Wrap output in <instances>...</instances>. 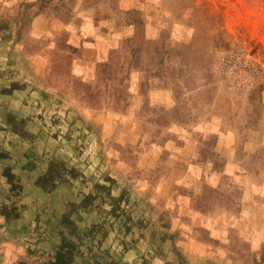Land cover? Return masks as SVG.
<instances>
[{"label": "rangeland", "instance_id": "obj_1", "mask_svg": "<svg viewBox=\"0 0 264 264\" xmlns=\"http://www.w3.org/2000/svg\"><path fill=\"white\" fill-rule=\"evenodd\" d=\"M38 19L48 23L42 28L55 21L63 28L53 38L33 37ZM137 28H142L148 41L162 44L175 72L148 79L143 71L128 72L129 61L124 60V73L111 69L101 76L111 53ZM8 41L21 46L18 57L47 50V67L38 83L49 110L45 116L44 111L35 116L41 122L32 136L49 139L51 150L37 145L33 149L42 163L48 161V168L51 159L58 158L53 164L58 180L54 191L35 184L42 193L30 195L51 204L54 213L44 233H58L59 246L74 244L72 261L204 264L200 248L210 244L213 251L224 249L226 255L209 264H264V246L253 256L238 231L228 234L226 243L202 225L185 231L177 211L167 210L165 200L155 195L157 179L163 174L161 163L168 159L164 147L171 141L178 146L192 143L200 157H218L216 167H223L226 160L215 155V147L219 139L228 140L252 185L264 188V0H0V42ZM101 48L106 57L96 62L95 76L85 79L75 74V64L90 61L88 51L96 52L98 58ZM180 52L187 56L185 73L179 70ZM206 70L213 72L211 77ZM6 131L0 134V143ZM61 142L66 145L64 155H72L67 161L56 154ZM87 158L95 160L92 176L85 175L94 164ZM17 167L10 168L25 186L22 202L29 196L26 184L35 171ZM24 171L26 180L20 177ZM232 183V179L224 181L223 189L205 186L203 195L193 199L195 208L211 213L235 207L240 213L243 190L233 189ZM10 193L1 195L5 202ZM260 195L264 199V190ZM4 206L0 204V212ZM21 207V216L1 224L0 234L9 232V226H22L17 231L39 230L30 209ZM89 208L95 210L90 213ZM25 213L35 221L33 226L20 224ZM80 214L87 223L72 220ZM78 231L96 244L86 242ZM145 233L150 235L149 242ZM192 241L194 256H189L185 247Z\"/></svg>", "mask_w": 264, "mask_h": 264}, {"label": "crops", "instance_id": "obj_2", "mask_svg": "<svg viewBox=\"0 0 264 264\" xmlns=\"http://www.w3.org/2000/svg\"><path fill=\"white\" fill-rule=\"evenodd\" d=\"M44 22L43 19H38L34 23L31 32L33 37L40 38L45 34L47 37L53 38L63 28L56 21L50 24L49 27L42 28V26H47L46 24H48ZM21 49L19 44L11 41L0 42V134H2L3 129L7 130L6 136L2 135V142L0 143V204L5 205L4 209H7L10 202H5V199L1 195L3 193L8 194L12 189L8 178L3 173L6 167L20 166L17 168H22L26 172L33 173L35 171L33 179L35 177L38 179L37 177L41 175L40 173L47 171L48 164L46 163L48 161L42 163V160L38 159L35 155L33 146L37 145L38 149L43 151L51 150L47 147L51 143L49 139L46 137L41 139L43 137L41 136L37 137L36 140L32 136V133H38L39 122H41L35 116L41 114L43 111L42 116H45L49 110V107L44 104L46 101L43 100L44 88L39 84L41 83V76H43L47 67V50H42L36 56H16L17 52L18 55L20 54ZM87 57H91V60L80 61L75 64V74L82 75L85 79H91L95 76L96 62L106 57V51L104 52V49H102L101 53L99 52L98 58L96 52L88 51ZM13 85L17 86V88L12 93L3 92L4 89L10 90ZM7 115H11L15 119L14 126L7 125L9 122V120H6ZM19 128L20 132H17ZM61 145H64V142L59 144L60 147L56 151V154L67 161L72 155L68 157L64 155L63 152L66 149V145H64L65 147L63 146V149ZM193 147L194 144L188 142L178 146L176 142L171 141L165 145L164 149L167 151L168 159H164L161 163L163 165V174L157 179L155 195L165 200L167 210L171 208L177 211V218L179 220L182 219L183 224L186 226L192 225L191 228L182 226V229L185 231H193L194 227L202 225L204 228L212 231V233L217 234L218 237H221L223 240L225 239V243L229 240L228 234L237 233L238 231V235H241L243 242L248 245L251 254L255 256L262 246H264V199L260 195L261 193L263 194L264 188L252 185L246 172L235 161L233 145L228 140L224 138L219 139L215 147V151L217 152L215 155H219L226 160L223 167H216L214 160L219 159L218 157H205L207 159H203ZM4 153L6 154L5 156H3ZM57 161H59L58 158ZM82 161L85 162L86 158L84 157ZM94 161L90 162L94 163ZM157 164L155 166L159 167V164ZM155 166L153 165L152 167L155 169ZM95 171L96 164L94 163L93 166L87 168V172L84 174L92 176ZM26 172L20 173V177L23 180H26L28 177V173ZM33 179L31 183L26 184V193L29 192V196L23 199L21 204L30 209L29 213H33L32 216L36 217L35 219L37 220L35 221L39 222L40 228L38 231H34V228L29 227L28 229L26 227L17 231L22 226L19 228L9 226V232L4 235H2L3 233L0 234V253L3 252V255L6 253L4 256L2 255L0 264H15V262L16 264H54L56 262L54 253L56 252V248L61 244L62 237L58 236V233L52 236L44 233L48 227L50 228V220L54 212L50 209L51 204L42 203L43 201L40 200V197L34 198V194L31 197V193H42L36 187ZM230 179L233 180L232 184L235 185L233 189L240 187L243 190L240 213H237V208L235 207L232 209L220 207L211 213L201 212L195 208L194 200L203 195L205 186L214 189L221 186L219 189H223L225 186L221 183ZM176 187L178 188L175 189ZM253 194L258 195L255 197ZM70 203H74V201L66 205ZM54 207L57 206L54 205ZM89 209L90 213L93 212L92 210H95V208ZM35 211L37 214H34ZM24 218L20 223L21 225L28 226L31 224L33 226L35 221H32L33 219L29 220L30 215L25 213ZM77 219L80 220L78 222H81L82 225L87 223L84 221L82 214L72 220L76 222ZM172 219L173 222L177 223L178 219L175 217ZM4 221H6L5 218L0 215V224L5 223ZM41 225H43V228ZM78 232L79 235L84 237L86 242L96 244L94 238L91 237L90 239L89 237H85L83 232ZM184 234L182 235L184 236ZM144 237L149 242L150 235L145 233ZM193 241L189 243L190 247H185V251L189 256H194L192 250ZM200 249L202 252H200L201 256L199 255V258L205 262L204 264H209L210 260L217 259L218 256L224 257L226 255L224 249L221 251L214 249L213 251L210 244L208 246L202 245ZM113 257L115 261H119L117 256ZM72 264L84 263L82 260L76 259Z\"/></svg>", "mask_w": 264, "mask_h": 264}, {"label": "trees", "instance_id": "obj_3", "mask_svg": "<svg viewBox=\"0 0 264 264\" xmlns=\"http://www.w3.org/2000/svg\"><path fill=\"white\" fill-rule=\"evenodd\" d=\"M162 44L158 41L151 42L148 41L144 35L142 28H137V31L134 36L123 41V45L119 48L118 51H113L111 53V59L108 60V63L104 64L103 69L101 71V76H105L107 70L117 69L120 74L123 71V63L125 61H129L128 64V72L132 69L140 70L146 73V77L149 78H160L161 73L165 75H170L175 72L174 66H172L171 56H166L163 53L162 48L160 47ZM180 60L178 61L179 70L181 72H186V66L188 65L187 56L185 53H181L178 55ZM207 71V70H206ZM206 75L212 76V71H207ZM126 76V75H125ZM124 77V76H123ZM126 78V77H125ZM17 86H11L10 90L4 89L3 92L12 93ZM9 120V126H14L15 119L10 115H7V119ZM18 132L20 130L17 129ZM6 154L4 153L3 156ZM50 167L48 168V172L39 176V178L35 181L37 186L42 187V189L52 192L57 186V178L53 176L54 166L53 164L57 162L55 159H51ZM35 168V167H34ZM17 170V168H16ZM4 174L9 180V183L12 186V191L9 196L10 205L7 209H4L0 212V215L5 217V224L11 222L14 219H17L21 216L20 209L21 200L24 197L25 186L20 182L19 175L15 172L13 168H6ZM60 179V178H59ZM98 198V197H97ZM97 198L91 199V201H96ZM120 199H113L114 202H119ZM67 223L68 217H66ZM2 225L0 224V227ZM76 247L74 244H63L59 246L57 251L54 254L56 258V262L54 264H72L73 258L76 256ZM99 259H102L99 256ZM264 259V256L263 258ZM95 264H99L98 260Z\"/></svg>", "mask_w": 264, "mask_h": 264}]
</instances>
